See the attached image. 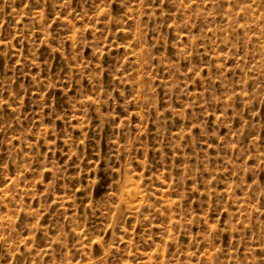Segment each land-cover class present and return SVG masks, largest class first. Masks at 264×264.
I'll list each match as a JSON object with an SVG mask.
<instances>
[{
	"label": "rangeland",
	"instance_id": "1",
	"mask_svg": "<svg viewBox=\"0 0 264 264\" xmlns=\"http://www.w3.org/2000/svg\"><path fill=\"white\" fill-rule=\"evenodd\" d=\"M0 264H264V0H0Z\"/></svg>",
	"mask_w": 264,
	"mask_h": 264
}]
</instances>
